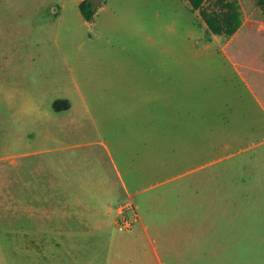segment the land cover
<instances>
[{
	"label": "rangeland",
	"instance_id": "374dc122",
	"mask_svg": "<svg viewBox=\"0 0 264 264\" xmlns=\"http://www.w3.org/2000/svg\"><path fill=\"white\" fill-rule=\"evenodd\" d=\"M238 1L241 29L225 37L212 36L187 0H144L145 14L123 18L125 37L133 29L136 35L130 47L118 35L111 42L104 37L88 42L86 36L93 32L79 0H0V264H264V142L250 152L239 151L264 140V109L225 53L236 66L246 63L253 69L245 71L247 78L264 98V16L254 0ZM118 7L123 9L124 2ZM143 24L145 33L166 31V45L183 50L184 56V102L159 113L160 130L139 121L127 127L130 113L100 109L112 98L105 89L124 86L119 78L134 66L143 72L148 58L137 35ZM194 25L197 45L190 54L186 44L193 39L189 42L186 33ZM225 45L230 46L223 49ZM76 89L89 112L74 109L77 121L67 126L51 102L64 99L66 92L75 98ZM21 91L39 108L19 113ZM88 142L111 149L123 176L133 179L136 188L193 173L176 181L177 190L165 185L126 202L100 145L69 148ZM48 169L58 182L62 171H97L88 176L95 184L80 191L86 210L78 207L77 212H90L87 220L82 216V222H67L63 217L64 202L54 198L64 194L49 193ZM71 194L77 200L79 191ZM122 215L132 221L128 230L118 227ZM140 215L157 243L156 254ZM187 244L194 251L188 256Z\"/></svg>",
	"mask_w": 264,
	"mask_h": 264
},
{
	"label": "crops",
	"instance_id": "0c3cea01",
	"mask_svg": "<svg viewBox=\"0 0 264 264\" xmlns=\"http://www.w3.org/2000/svg\"><path fill=\"white\" fill-rule=\"evenodd\" d=\"M81 0H79L80 2ZM123 1L125 7L123 9H120L118 7V4ZM78 2V4H79ZM182 4V0H180ZM126 5H129V8H126ZM145 3L143 0V3L140 0H103L101 4H99L97 12L92 19V21L89 23L90 32H93V36L88 35L86 36V40L88 42L93 41L94 38H105L107 42H111L110 40L114 38L115 35H118L119 38H122L123 40L130 41L127 45L130 44V47H133L136 40V35L133 30L129 31V35L127 38L125 37L126 34V25H123V18L125 15L128 14H138L143 13L145 14L144 9ZM190 6V5H189ZM149 8V6L147 7ZM189 11H191L189 9ZM148 15H149V9H148ZM192 16L194 17L193 13ZM142 21H145V17H142ZM85 23H82L81 26L85 27ZM206 26V24H204ZM197 25H194L193 28L190 26L187 29L186 37L188 41L190 42L193 39L192 44H186V47L190 49V54L192 53L193 45H197V34L198 29H196ZM142 29L143 32L141 34H137L142 37L143 44L146 46V58H148L147 63H145V66H143V72H137L135 69L136 67H133V71H127L125 73V78H119L124 81V86H118L119 83L114 82L116 86L118 87H112L107 88L105 90H108V96L112 97L104 104L100 105V109L104 111H109L112 113H119V115H123V110L127 113H130V115L126 117L127 119V127H133L135 121H139L140 124L142 123L144 127H153L156 126L157 129L160 130L161 123L160 118L161 115L159 113H166L168 110L176 109L178 105L181 106V103L183 101V64H184V56H183V50L177 52L176 49H173L172 47H169L166 45L167 40V32L161 29H158L156 33L150 34V32L145 33L144 31V24L137 26V30ZM241 29V28H240ZM67 31H70V27H67ZM150 30V29H149ZM239 32V31H238ZM237 32V33H238ZM236 33V34H237ZM235 35V34H234ZM212 36H215L214 34ZM230 45H225L223 49L229 47ZM95 50H96V64L100 62V49L99 44H95ZM131 49V48H130ZM148 52V57L147 56ZM227 53V58L231 62V66L234 72L238 74V76L243 80V82L246 85V88L250 90L252 95L255 98V101L259 106L264 109V98L258 93L255 92L252 88V84L250 83L249 79L247 78L246 72L248 70H253L250 68V66H247L246 63H240L238 66H236L235 62L233 61V56H230L229 52L227 50L225 51ZM145 54V51L143 49H140L139 51V57L143 59V55ZM107 57L108 55H104ZM199 57L198 53L197 55H193ZM195 57V58H197ZM203 57V55H201ZM150 60V62H149ZM205 60H208V56L205 57ZM134 63L138 62L133 60ZM142 61L139 60V64H141ZM206 62V61H205ZM120 66V62H117ZM118 66V67H119ZM99 69V67H98ZM115 74H121V72H116ZM114 74V75H115ZM107 77V76H105ZM118 79V78H113ZM249 81V82H248ZM257 88V86L255 85ZM258 89V88H257ZM256 89V90H257ZM76 94V97L73 98L70 94H63L61 100H67L68 101V108L63 109L60 111H55L53 109L54 114L60 115L63 114V119L65 120V123L67 126L69 124H72L75 122L76 118L73 117L72 114L73 110L76 109L79 111V113H87L89 112V108L87 106L86 101L84 100L83 96L81 95L80 91L76 89L74 91ZM18 104L20 105V109L18 110L19 113H31L33 110L38 109L39 106L36 104L31 96H28L26 94H23L21 91V96L17 97ZM53 101V100H51ZM53 103V102H51ZM86 115V114H85ZM166 120V116H165ZM77 121V120H76ZM186 130H189L190 126L186 122L185 123ZM189 133V132H188ZM264 140H261L259 142H254L250 145H248L245 148L240 149L239 151L241 154L250 152L252 149L256 148L260 144H263ZM102 147L106 153L109 155L111 162H112V174L114 176V182L116 184L117 190L124 194V198H126L127 201H134V197L146 192L147 190H152L156 188L163 187L165 185H171L174 187V184L179 179L184 178L185 176L193 173L188 174H177L173 177H167L165 180L154 184L152 186L146 187V188H136L134 184V180L130 177L125 178L123 176L122 171L118 168L116 165L114 159L115 156L112 153V150L109 149L103 142H88L85 144H74L69 145L70 147L73 146H87V147H94L99 146ZM92 151V150H91ZM248 157V156H247ZM249 158V157H248ZM96 170H72V171H62V179L61 182H58L56 173L51 172L49 169L47 170V175L50 177L48 180V190L49 193H63L64 195L62 198H54L57 201H62L64 204H62L63 208V217H66L67 222H71V220H77V222H82L81 217H85L90 214V212H77V208L81 207L82 209H85V207L82 206V201H85V195L81 196L80 191L84 192L87 189H90L88 187L89 185H92L91 183L95 184V181L88 179V176L91 174H96ZM134 172V171H132ZM76 175L79 176L78 179L74 178ZM100 175V174H99ZM60 183L61 186L60 187ZM175 188V187H174ZM77 189L79 191V196L77 200H74L72 198L73 191ZM176 189V188H175ZM173 189V191H175ZM177 190V189H176ZM90 199H92V196H89ZM52 199L51 196L48 197V200ZM123 204V203H122ZM136 204V203H135ZM121 205V204H119ZM116 206V207H119ZM138 207V205L136 204ZM116 207L112 209V212L114 214ZM139 208V207H138ZM86 210V209H85ZM78 216V217H76ZM141 228L144 232V235L146 239L148 240L149 244L151 245L153 252L156 254L157 252V243L155 242L154 238L149 232V226L142 220L140 215V221H139ZM192 245V244H191ZM198 249V243L196 246V250ZM195 250V251H196ZM186 252L187 256L189 254H192L193 251V245L189 247V244L186 245ZM159 256V255H157ZM189 261V260H188ZM160 264H163V262L160 260Z\"/></svg>",
	"mask_w": 264,
	"mask_h": 264
},
{
	"label": "trees",
	"instance_id": "16d2710c",
	"mask_svg": "<svg viewBox=\"0 0 264 264\" xmlns=\"http://www.w3.org/2000/svg\"><path fill=\"white\" fill-rule=\"evenodd\" d=\"M254 5L264 16V1L254 0ZM191 9L199 11L201 18L208 30L214 35L231 37L236 34L243 23L241 6L238 0H213L209 6H205L207 0H187ZM99 4L94 0H81L78 4L79 11L87 22L94 18ZM237 57V56H236ZM67 100L57 99L52 103L55 111L67 109Z\"/></svg>",
	"mask_w": 264,
	"mask_h": 264
},
{
	"label": "built area",
	"instance_id": "2783aa9c",
	"mask_svg": "<svg viewBox=\"0 0 264 264\" xmlns=\"http://www.w3.org/2000/svg\"><path fill=\"white\" fill-rule=\"evenodd\" d=\"M132 225V221L127 220L125 216L120 217V222L118 224V227L120 230H128Z\"/></svg>",
	"mask_w": 264,
	"mask_h": 264
}]
</instances>
